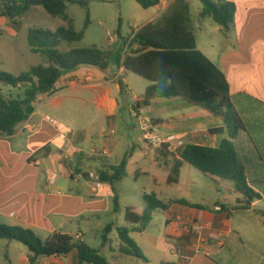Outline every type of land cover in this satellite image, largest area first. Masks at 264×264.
Here are the masks:
<instances>
[{
  "label": "crops",
  "instance_id": "obj_1",
  "mask_svg": "<svg viewBox=\"0 0 264 264\" xmlns=\"http://www.w3.org/2000/svg\"><path fill=\"white\" fill-rule=\"evenodd\" d=\"M224 1L236 8L233 26L226 30L232 34L233 46L209 50L217 57L215 63L194 37L196 48L227 80L233 108L243 123L233 143L248 186L260 200H249L234 184L207 176L202 186L193 179V167L188 164H183L177 183L168 185L172 160L182 148L189 144L217 148L227 134L209 131L224 129L225 124L181 98L155 99L147 107L138 106L135 100L142 101L149 83L118 68L113 59L106 70L80 67L63 77L53 93L36 99L33 114L12 136L0 137V224L29 229L42 239L58 233L86 243L85 229L100 239L95 224L115 215L114 192L109 184L98 185L89 175L98 176L131 152L125 177L142 178L149 187L143 195H154L170 205L154 212L145 230L129 234L147 261L120 254V240L113 247L109 237L107 245L102 247L100 241L94 248L109 264H264V0ZM173 2L160 0L145 10L141 27L158 19ZM3 27L17 40V23L0 17V38L6 31ZM11 47L16 49L15 43ZM124 53H129L126 47ZM12 57L14 63L22 58L18 51ZM5 89L8 94L18 92L13 98L22 93ZM143 123L164 142L161 147L144 140ZM50 176H55L53 183L48 181ZM196 198L200 199L193 201ZM181 200L193 207L177 204ZM123 210L118 214L124 224L111 223L110 235L117 234L118 228H131ZM29 259L21 244L0 240V264H30ZM76 262L77 254L72 252L40 257L34 264Z\"/></svg>",
  "mask_w": 264,
  "mask_h": 264
},
{
  "label": "trees",
  "instance_id": "obj_2",
  "mask_svg": "<svg viewBox=\"0 0 264 264\" xmlns=\"http://www.w3.org/2000/svg\"><path fill=\"white\" fill-rule=\"evenodd\" d=\"M133 1L143 10L154 8L160 2ZM199 1L203 6L202 17H210L225 30L231 29L236 12L233 3L224 0ZM69 4L87 10L89 7L88 0L1 1L0 17L9 19L13 24L32 8L41 7L49 16L61 19L66 26L54 32L30 29L27 35L28 46L33 54L43 59V63L17 76L0 72V83L22 90V94L16 98L5 99L0 96V137L12 136L16 127L33 114L36 99L53 93L63 77L80 67L106 70L114 59L118 68L123 67L149 83L142 101L135 100L138 106L147 107L155 99L181 98L220 117L225 124L224 129L209 131L211 135L227 134V138L217 148L192 144L182 148L178 158L172 160L168 185L177 183L183 164H188L204 176L234 184L235 190L249 200H260L261 197L248 186L246 169L233 143L243 131V123L233 108L225 76L196 48L187 0H174L154 22L139 28L137 32L132 31L131 37L124 40L122 47L114 54L96 47L60 50L63 44L72 46L81 42L89 25L87 17L84 29L75 31L73 21L66 14ZM125 47L129 53H124ZM120 86L123 88L122 83ZM130 155L131 152L127 153L118 165L98 173L99 182L109 184L113 189L114 214L121 211L115 185L124 179ZM143 201L146 204L143 212L131 207L123 210L124 220L131 228H118L117 234L121 242L120 254L147 261L129 234L145 230L152 220V214L166 210L170 204L162 203L154 195H144ZM177 204L193 207L183 200L177 201ZM112 230V224L103 229L100 235L102 247L109 243ZM0 240L24 246L30 255V264H34L40 257H61L72 252L77 254L76 264H109L100 250L82 241H74L65 234L57 233L42 239L29 229L0 224Z\"/></svg>",
  "mask_w": 264,
  "mask_h": 264
},
{
  "label": "rangeland",
  "instance_id": "obj_3",
  "mask_svg": "<svg viewBox=\"0 0 264 264\" xmlns=\"http://www.w3.org/2000/svg\"><path fill=\"white\" fill-rule=\"evenodd\" d=\"M0 0V12H1ZM88 10L77 5H67L66 14L73 21L75 31L80 32L84 29L87 17L89 25L85 31L84 38L76 45L68 46L63 44L60 47L61 51H68L71 47L77 48H92L96 47L99 50L115 53V48L119 43L131 37L132 31L137 30L145 22L146 12L133 0H88ZM203 6L199 0L190 1V18L191 26L194 29V34L197 40L198 47L207 54L215 63L217 62L216 55L210 54L209 50L221 51L223 47L233 46L232 34L226 30L216 32L217 24L210 17H202L201 13ZM8 23H9V19ZM17 40H14L13 32L7 27H3L6 31L2 32L3 37L0 38V47L2 55L0 57V72H6L16 75L20 72H25L29 66H36L43 63V59L36 54H33L27 43V35L30 29H41L48 32H54L57 28L66 26L59 18L49 16L41 7L32 8L25 16L18 19ZM3 25V24H2ZM12 27V26H10ZM225 37L229 40L225 42ZM15 43V48L11 47ZM19 52L22 58L18 63L13 62L12 55ZM1 92L5 98H13L17 91L10 92L5 89H11L10 86L2 84ZM137 94L140 92L136 91ZM12 93V94H11ZM18 93V92H17ZM19 94H22L19 92ZM123 147L125 145L122 144ZM193 171V179L198 182L205 180V176L197 170L190 168ZM200 185L205 186L202 182ZM147 183L140 178L134 181L132 176L125 177L115 188L119 206L123 210L126 206H132L139 210L146 206L143 201V194L149 192ZM201 191V189H200ZM200 198L193 199L198 201ZM200 204V203H199ZM118 223L120 226L124 224L119 214L103 217L100 225L95 224L98 234H101L103 229L111 224ZM85 240L93 248H98L100 244L99 236H93L85 229ZM112 240V246L115 247L119 240L118 234L109 236Z\"/></svg>",
  "mask_w": 264,
  "mask_h": 264
},
{
  "label": "built area",
  "instance_id": "obj_4",
  "mask_svg": "<svg viewBox=\"0 0 264 264\" xmlns=\"http://www.w3.org/2000/svg\"><path fill=\"white\" fill-rule=\"evenodd\" d=\"M142 131H143V135H144V140L150 145V146H153V147H161L164 142L159 138V137H156L153 132H152V128L151 126H149L148 124L146 123H143L142 124ZM173 140L172 138L169 139V141ZM181 144H179L180 146ZM89 177L91 179H94L98 185H99V178L98 176H95V175H89ZM55 180V176H50L48 181L49 183H53ZM75 240H79L78 237L75 238Z\"/></svg>",
  "mask_w": 264,
  "mask_h": 264
}]
</instances>
